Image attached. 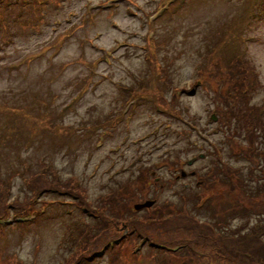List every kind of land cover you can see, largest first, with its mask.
I'll return each instance as SVG.
<instances>
[{
	"label": "rangeland",
	"instance_id": "rangeland-1",
	"mask_svg": "<svg viewBox=\"0 0 264 264\" xmlns=\"http://www.w3.org/2000/svg\"><path fill=\"white\" fill-rule=\"evenodd\" d=\"M107 1L50 0L27 26L23 19L14 21L16 13L0 16V39L10 43H0L1 201H30L24 179L31 181L39 173L58 184L76 177L83 197L96 208L104 194H115L134 179L138 168H155L174 156L187 160L203 154L204 159L195 162L199 172L212 167L214 175L222 177L214 147L226 165L241 166L248 173L250 163L237 157L217 120H210L218 87L212 78L213 66L218 63L226 71L238 51L260 83L251 93V104L262 105L264 22L249 21L257 12L254 5L262 7L261 0L250 6V0H187L182 6L171 5L153 22L148 17L168 0ZM148 38L155 41L160 65L156 84L151 82L153 68L146 63ZM199 69L208 74L207 81L191 87ZM154 87L166 100L174 89L193 92L182 91L172 111L154 105ZM130 92L147 97L133 108L123 107L127 116L111 122ZM258 146L263 147L262 141ZM155 172L163 187L152 189L150 183L147 195L155 190L158 201L179 205L182 195L197 191L184 186L194 180H175L173 170L162 167ZM139 188L133 185L137 194ZM29 206L32 215L21 223H15L19 215L9 208L10 222L0 226V264H61L73 252L77 233L72 229L83 212L70 197L55 192L41 194ZM228 212L227 227H242L241 232L263 220L255 212ZM212 213L206 208L195 216L218 222ZM84 215L87 223H97ZM171 224L169 220L166 226ZM173 236L180 237V231ZM133 241L121 245L114 264H155L147 246L130 254ZM86 264H107V254Z\"/></svg>",
	"mask_w": 264,
	"mask_h": 264
},
{
	"label": "trees",
	"instance_id": "trees-1",
	"mask_svg": "<svg viewBox=\"0 0 264 264\" xmlns=\"http://www.w3.org/2000/svg\"><path fill=\"white\" fill-rule=\"evenodd\" d=\"M16 5V3H13ZM244 62L238 57L229 65L226 71L220 70L218 64L215 66V73L213 74L212 82L216 84V86L220 87L223 91L221 92L218 87L214 90L213 101L214 105L217 108L218 112H221L222 116L219 118L221 120V124L226 125L229 129L228 133H235L234 131L239 130L243 132L244 129L248 126H252L250 133H248L246 139L249 146V151H243V153L250 157V160L253 161L255 167L259 164V158H261L264 164V149L258 150L255 146V141L259 136H264V119L258 120L255 116L254 107L249 105V97H242L240 95L241 88L244 85L246 80ZM232 101H236V104L231 106ZM220 109V110H219ZM228 113V114H227ZM228 130V129H227ZM230 147L232 149L236 148V142L234 138H231ZM221 170V168H220ZM223 171L227 175L226 179H219L218 177H214L215 179L206 183V188H216L218 185H225L229 187V190L233 191L236 188L240 190L241 195L244 193V189H247V184L242 179H238L233 176L229 172L228 167H224ZM258 180V174L256 173L254 176H251ZM150 178L149 170L144 168L140 173L132 180L126 182L124 185L117 189V193L113 194L109 192V195L102 196V205L96 208H92V206L86 203V207L95 215L100 218L99 225L96 226L97 230L94 233L88 234L83 242L82 251H90L96 249L100 243H105L109 239H113L118 236L116 233V229L118 225L121 223H126L127 227L130 231H135L136 235L139 237H145L150 240H154L156 242H161L165 244H173L177 241V238L173 237V233H175L181 226L176 225L174 222L170 226L167 227L166 224L169 221L168 218L172 215H180L187 222V215H184L178 210L177 212L171 209V203L167 202L165 204H158L153 208L146 211V213L142 217H138L135 214H132L130 205L135 201L136 192L133 191V185H138L140 193L145 190V185ZM251 180V179H250ZM71 185V190H78V195L81 198L85 195L83 188L76 189L73 180L68 183H59V185H64L68 187V184ZM238 182L237 186L236 183ZM48 185H54L46 178H41L32 183V188L38 189L40 187H45ZM246 186V188L244 187ZM260 188L257 185V189ZM262 194L264 195V184L262 186ZM230 191V192H231ZM259 192L253 193L250 191L248 193L251 196L244 205L252 206L250 203L253 202H262L264 199L256 200V195ZM260 207V208H258ZM250 208V207H249ZM254 208H258V210H262L264 207L255 206ZM177 213V214H176ZM170 221H172L170 219ZM204 230L206 228L203 225H200ZM183 233L185 231H182ZM188 233L190 231H187ZM207 232V230H206ZM201 233H204L201 231ZM186 234V233H185ZM193 234H195L193 232ZM247 243L241 244L236 250L241 253H248L251 255H258L264 249L263 247H256L252 243H254V239L250 238V240L246 241ZM101 243V244H102ZM233 249V247L231 246ZM121 249L117 248L113 251L112 263H116L121 256ZM192 255L189 253L181 254L178 259L174 258L169 254H161L163 257L162 261L156 262L158 264H180L182 258H189ZM76 257L72 258L71 263L75 261ZM175 260H178L175 261ZM70 263V264H71Z\"/></svg>",
	"mask_w": 264,
	"mask_h": 264
},
{
	"label": "water",
	"instance_id": "water-1",
	"mask_svg": "<svg viewBox=\"0 0 264 264\" xmlns=\"http://www.w3.org/2000/svg\"><path fill=\"white\" fill-rule=\"evenodd\" d=\"M151 205V202H145L144 204H141V205H135V209H140V208H143V207H148Z\"/></svg>",
	"mask_w": 264,
	"mask_h": 264
}]
</instances>
